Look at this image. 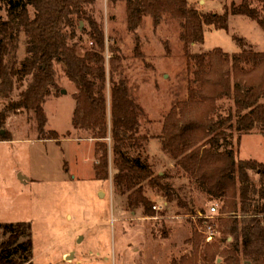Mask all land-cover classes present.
Wrapping results in <instances>:
<instances>
[{
  "label": "trees",
  "instance_id": "16d2710c",
  "mask_svg": "<svg viewBox=\"0 0 264 264\" xmlns=\"http://www.w3.org/2000/svg\"><path fill=\"white\" fill-rule=\"evenodd\" d=\"M94 1L0 0V6L7 5L9 9L8 18H0V98L8 99L0 107V140L12 139L6 123L12 114L23 110L34 113L40 139L60 137L56 131H47L45 102L57 88L56 65L61 64L78 88L74 128L89 133L95 141L96 179L109 180L112 154L116 168L113 184L119 193L127 194L130 210L142 208L146 216L155 214L147 185L167 200H177L184 206L166 174H155L142 155L147 139L142 133L144 110L127 81L115 79V68L108 76L106 36L89 11ZM121 1L127 3L132 31L138 30L145 16L153 18L156 25L165 15L182 23L192 77L187 97L178 100L166 116L162 147L209 199L222 203L220 218L207 221L215 230V225L219 226L222 235L205 242L207 234L197 232L189 242L201 261L190 264H264V162L238 156L244 134L264 135V52L246 49L245 39L239 36L243 50L238 53L230 54L222 48L203 53L190 50L192 44L205 42L207 26L229 30V14L246 15L264 29V7L260 11L245 0L220 15L200 14L189 0H110L113 4ZM83 20L92 23L88 34L93 46L89 48L76 41L77 28ZM22 36L27 55L20 67L15 61L9 65L11 43ZM14 79H27L28 84L17 99H10L9 85ZM223 98L233 101L234 111L233 107L227 113L222 111L219 102ZM232 130L238 132L236 148L231 142ZM0 229L6 236L0 242V264H34L32 223H0ZM184 263L177 260L171 264Z\"/></svg>",
  "mask_w": 264,
  "mask_h": 264
},
{
  "label": "rangeland",
  "instance_id": "374dc122",
  "mask_svg": "<svg viewBox=\"0 0 264 264\" xmlns=\"http://www.w3.org/2000/svg\"><path fill=\"white\" fill-rule=\"evenodd\" d=\"M189 1L200 14L221 15L245 0ZM249 1L263 11L264 0ZM89 11L106 36L108 76L115 68V79L124 78L143 107L142 133L147 139L142 155L155 174H166V180L174 184L185 205L167 200L147 185L146 193L158 207H153L155 214L146 216L142 208L130 210L127 194L119 193L113 184L116 168L112 154L109 180L96 179L95 141L73 125L78 88L65 75L63 66L57 64V88L45 102V110L47 131H56L60 137L40 139L38 120L27 110L12 114L6 123L12 139L0 140V223H32L34 264H171L177 260L199 263L201 258L197 260L189 241L197 232L207 234V221L220 218L222 203L209 199L198 183L190 181L176 159L163 149L161 139L166 116L178 100L187 97L192 77L187 67L182 23L165 15L156 25L153 18L145 16L138 30L132 31L125 1L113 4L110 0H95ZM8 13L7 5L0 6V18L6 20ZM91 29L92 23L84 20L77 28L76 41L86 48L93 46L88 34ZM205 33V42L192 44L191 52L222 48L230 54L238 53L243 50L238 36L245 39L246 49L264 52L263 27L243 14H229V30L207 26ZM10 47L8 64L15 61L20 67L27 55L24 36ZM27 84V79H14L9 85L10 99H17ZM109 84L108 79V97ZM7 102L8 99L0 98V107ZM219 103L225 113L232 107L235 110L231 99L223 98ZM233 132L231 142L236 148L238 132ZM238 148L239 159L264 162L261 133L244 134ZM213 204L218 208L216 219L202 216L209 214ZM215 226L219 237L222 231ZM5 238L0 229V242Z\"/></svg>",
  "mask_w": 264,
  "mask_h": 264
},
{
  "label": "built area",
  "instance_id": "2783aa9c",
  "mask_svg": "<svg viewBox=\"0 0 264 264\" xmlns=\"http://www.w3.org/2000/svg\"><path fill=\"white\" fill-rule=\"evenodd\" d=\"M154 208H158L157 206H154ZM218 213V208H217V205L216 204H213L211 207H210V210H209V216H205V215H202L204 217H207V218H210V219H216V216L215 214ZM216 230L214 229L213 225L209 224L208 228H207V240L210 241L214 238V236L216 235Z\"/></svg>",
  "mask_w": 264,
  "mask_h": 264
},
{
  "label": "water",
  "instance_id": "95a60500",
  "mask_svg": "<svg viewBox=\"0 0 264 264\" xmlns=\"http://www.w3.org/2000/svg\"><path fill=\"white\" fill-rule=\"evenodd\" d=\"M63 92H65V91H63Z\"/></svg>",
  "mask_w": 264,
  "mask_h": 264
},
{
  "label": "crops",
  "instance_id": "0c3cea01",
  "mask_svg": "<svg viewBox=\"0 0 264 264\" xmlns=\"http://www.w3.org/2000/svg\"><path fill=\"white\" fill-rule=\"evenodd\" d=\"M161 173V172H160Z\"/></svg>",
  "mask_w": 264,
  "mask_h": 264
}]
</instances>
